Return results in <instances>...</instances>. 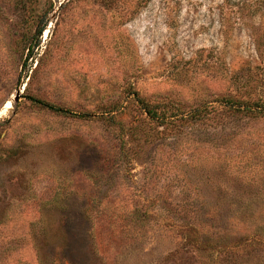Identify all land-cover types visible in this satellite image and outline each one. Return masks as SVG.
Listing matches in <instances>:
<instances>
[{
	"label": "rangeland",
	"instance_id": "1",
	"mask_svg": "<svg viewBox=\"0 0 264 264\" xmlns=\"http://www.w3.org/2000/svg\"><path fill=\"white\" fill-rule=\"evenodd\" d=\"M221 98L264 104V0H0V264H264V115Z\"/></svg>",
	"mask_w": 264,
	"mask_h": 264
},
{
	"label": "trees",
	"instance_id": "2",
	"mask_svg": "<svg viewBox=\"0 0 264 264\" xmlns=\"http://www.w3.org/2000/svg\"><path fill=\"white\" fill-rule=\"evenodd\" d=\"M47 25V21L44 20L39 25L38 29L36 30L34 34V43L28 47V50L31 54L33 48L37 46V43L35 42L36 38L41 36V33L44 31L45 27ZM29 54V55H30ZM28 55V56H29ZM128 97L135 101L141 110L142 113L146 115V119L150 124H152L155 129L162 128L166 125H174L177 122L185 123V122H193L198 120V118H202L205 116L206 111L205 109L202 110H194L191 114L187 115L186 117H179L183 113H177V111H169L165 107H163L161 104H153L145 101L143 98L139 97L138 93L134 90H130L128 92ZM132 97V98H131ZM30 101L50 112L66 116L69 114V111L61 109L51 103H47L45 101H42L37 98H30ZM219 103L224 107L225 110L230 111L232 114H240V115H248V114H254V115H264V104L263 103H253L250 104L249 102L244 101H236L231 98H221L219 100ZM113 112V109L109 110L108 113L103 117L104 121L114 129H116L119 134L125 133L124 132V125L121 121L117 120L116 115L111 114Z\"/></svg>",
	"mask_w": 264,
	"mask_h": 264
},
{
	"label": "bare ground",
	"instance_id": "3",
	"mask_svg": "<svg viewBox=\"0 0 264 264\" xmlns=\"http://www.w3.org/2000/svg\"><path fill=\"white\" fill-rule=\"evenodd\" d=\"M10 107V104H9V102L7 103V108H9Z\"/></svg>",
	"mask_w": 264,
	"mask_h": 264
},
{
	"label": "water",
	"instance_id": "4",
	"mask_svg": "<svg viewBox=\"0 0 264 264\" xmlns=\"http://www.w3.org/2000/svg\"><path fill=\"white\" fill-rule=\"evenodd\" d=\"M16 99H17V97H15V99H14V100L16 101Z\"/></svg>",
	"mask_w": 264,
	"mask_h": 264
}]
</instances>
